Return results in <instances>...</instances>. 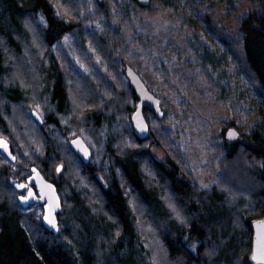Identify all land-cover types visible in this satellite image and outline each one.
<instances>
[{"label":"trees","instance_id":"1","mask_svg":"<svg viewBox=\"0 0 264 264\" xmlns=\"http://www.w3.org/2000/svg\"><path fill=\"white\" fill-rule=\"evenodd\" d=\"M62 1L67 7L79 3ZM257 2L239 20L236 45L218 33L213 15L204 21L264 111V0ZM90 18H60L49 0H0V138L15 157L12 162L0 151V264H253L252 221L264 218V113L245 142L226 146L216 160L220 183L200 191L176 160L153 155L151 147L162 145L152 129L160 118L144 109L149 134L135 133L131 117L138 97L110 40L98 32L86 36L106 61L109 78L76 75L54 51ZM75 48L82 57L81 44ZM77 126L89 133L107 130L102 178L91 160L84 162L64 144ZM244 160L249 170L241 167ZM33 167L57 187V233L39 217L42 205L20 203ZM13 173L18 188L10 181Z\"/></svg>","mask_w":264,"mask_h":264},{"label":"rangeland","instance_id":"2","mask_svg":"<svg viewBox=\"0 0 264 264\" xmlns=\"http://www.w3.org/2000/svg\"><path fill=\"white\" fill-rule=\"evenodd\" d=\"M49 1L67 21L93 17L54 47L56 54L67 58L71 71L83 77L93 72L111 77L106 61L86 36L98 32L110 40L114 57L123 61L124 68L131 66L162 101L164 115L152 126L162 140L160 147H151L155 158L172 157L200 191L217 186L222 172L216 160L226 146L246 141L264 111L251 82L211 33L204 17L213 15L218 33L236 45L239 20L258 8L257 0H150L145 8L134 0H77V5L72 2L68 7L62 0ZM101 4L102 10L98 9ZM102 12L106 16H97ZM77 44L83 47L80 55L85 59L78 56ZM74 81L78 83V78ZM231 128L239 134L236 141L226 139ZM72 130L64 144L72 147L69 140L83 139L91 151L90 165L102 178L107 174L103 168L107 130L89 133L84 126ZM241 167L244 171L250 168L245 160ZM62 169L63 165L57 167L59 173ZM15 174L10 181L18 188L21 182ZM38 212L43 221L44 209Z\"/></svg>","mask_w":264,"mask_h":264},{"label":"water","instance_id":"3","mask_svg":"<svg viewBox=\"0 0 264 264\" xmlns=\"http://www.w3.org/2000/svg\"><path fill=\"white\" fill-rule=\"evenodd\" d=\"M137 1L145 7L150 4V0ZM125 74L138 97L136 110L132 115V124L137 136L146 138L149 134V125L144 117V109H148L158 118H162L164 115L161 107L162 101L149 90L143 79L131 66H126ZM33 116L41 122V118L36 111H33ZM226 139L236 141L239 139V134L235 129L231 128L226 134ZM71 146L84 162L91 160V151L83 139L74 138L71 141ZM0 151L9 160L15 161L9 143L5 138H0ZM58 170L60 171L61 169L59 168ZM26 185L31 189L27 196L20 197V203L24 207H28L30 204L42 205L44 208L43 223L45 227L57 233L59 231L58 213L61 210V199L56 185L47 180L37 167L32 168V174L27 179ZM252 229L253 240L250 260L253 264H264V218L253 220Z\"/></svg>","mask_w":264,"mask_h":264},{"label":"flooded vegetation","instance_id":"4","mask_svg":"<svg viewBox=\"0 0 264 264\" xmlns=\"http://www.w3.org/2000/svg\"><path fill=\"white\" fill-rule=\"evenodd\" d=\"M24 188V187H23ZM25 190H26V192H25V194H23V196H26V193H27V190H28V193L30 192V187L29 186H27L26 188H24Z\"/></svg>","mask_w":264,"mask_h":264}]
</instances>
